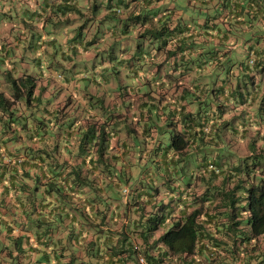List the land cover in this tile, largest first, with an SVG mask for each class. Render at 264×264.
<instances>
[{
	"label": "trees",
	"instance_id": "trees-1",
	"mask_svg": "<svg viewBox=\"0 0 264 264\" xmlns=\"http://www.w3.org/2000/svg\"><path fill=\"white\" fill-rule=\"evenodd\" d=\"M189 2L191 7L187 0L87 2L91 18L106 23L102 34L107 39L101 41L106 46L100 51L111 55L102 59L100 69L79 77L85 85L82 107V103L68 107L70 96L63 105H54L56 96H46L33 75L6 73L11 93L0 91V264H20L22 243L29 239L21 232L28 231L36 240L50 239L38 243H54L52 252L58 257L75 250L68 264L78 252L94 264H264V136L257 138L261 150L245 157V164L226 165L220 157L223 149L217 148L213 159L197 165L205 184L197 197L205 206L189 213L183 207L177 211L183 197L176 185L168 186L167 202L154 201L162 188L153 186L155 181L164 177L172 183L174 175L184 171L188 155L200 147L208 155L224 129L236 134L233 120L247 122L240 137L252 126L264 127V90L256 79L264 73V49L248 48L245 59L238 60L232 48L245 35L242 24L251 13L246 0H202L197 6L195 0ZM82 3L62 5L63 16L71 9L74 15L81 13ZM97 33L90 36L79 30L68 44L54 49L58 60L53 69L64 83L79 76L77 65L99 42ZM139 37L141 55L134 57L131 46ZM124 38L133 40L127 44L131 53L114 61L112 46ZM150 44L156 55L150 58L149 53L145 60L144 47ZM146 62L149 68L143 71ZM121 73L126 80H120ZM92 81L109 85L104 97L88 94L86 85ZM246 82L253 92L247 91ZM134 92L143 100L133 106ZM110 93L115 99L108 103ZM42 99L47 103L52 99L51 107L43 106ZM20 101L23 109L15 107ZM193 101L196 108L188 109ZM128 108L135 110L134 127L132 119L121 114ZM231 111L237 114L228 123L224 118ZM119 125L127 139L116 138ZM165 127L169 142L162 145L159 138ZM21 134L42 145L19 146ZM152 154L157 156L155 170L148 173L136 167L142 156ZM231 179L236 180L233 186L227 185ZM127 187L128 199L121 202ZM194 198L191 201L196 202ZM146 204L153 208L147 213ZM59 232H65L66 239L51 241ZM247 247L249 253L244 254ZM219 250L226 256L221 257ZM241 252L244 255L238 258ZM43 257L47 259L46 254Z\"/></svg>",
	"mask_w": 264,
	"mask_h": 264
},
{
	"label": "crops",
	"instance_id": "crops-1",
	"mask_svg": "<svg viewBox=\"0 0 264 264\" xmlns=\"http://www.w3.org/2000/svg\"><path fill=\"white\" fill-rule=\"evenodd\" d=\"M74 1L75 0H24L22 7H19V9L24 13V17L21 19L17 18L16 23L0 27V91L4 92L6 96H10L9 84L5 80L7 72L12 73L14 76L31 74L36 78L37 87L45 88L46 96L50 94H52V96H56L54 105H63L68 96H70L72 99L68 107L74 108L76 103H79L80 105L82 103L81 107L85 105L86 100H78L72 96L71 87L73 84L71 82V84L64 82L57 83L53 79L55 73L53 65L57 64L58 60L57 54H53V52L54 49L58 48L60 44L62 45V42H60L59 38H57V33L60 36L67 37V35H63L64 31L61 28V17H64L61 7L65 3H67V6H69V4L73 6L72 3ZM82 1L83 3L81 5L83 8H85L84 5L90 0H80V2ZM187 2L191 7L189 0H187ZM198 2L202 3V0H195V6H197ZM140 4L142 6V3ZM153 5L154 4H152V6ZM246 7L251 13L249 16L247 15L245 17L244 23L242 24V29L245 32V35L239 36V42H236L235 45L232 46V48L236 49L235 54L238 60H241V56L238 54V52H240L238 47L244 42L248 43L247 49H264V0H246ZM69 13L74 14L72 9L70 11L67 10L65 15ZM48 22H54L51 23L56 28L54 32L46 29L48 24H50ZM247 34L249 35L248 37H246ZM72 35L73 34L70 36ZM163 58L164 56L160 54L158 60H162ZM166 70L167 65H165V67L162 69L163 76H165ZM151 75H153V73ZM257 75L258 76H256V79L260 76L259 74ZM58 76L61 78L60 75ZM124 76V73H121L119 77L120 80H126L124 79ZM261 76L264 77V73H262ZM84 86L85 85H83V87ZM86 87H88V94L93 93L97 96L104 97V90L106 91L109 85L104 81H92L88 82ZM93 87L96 88L93 90ZM99 87L101 90H99ZM179 91L180 89L177 90V92ZM156 93H159V89H157ZM21 105L22 104L20 101L15 105V107H21ZM188 109H193V107L188 106ZM121 128L124 127L121 125ZM116 138H119V140H124L128 138V135L126 132L124 135L121 133L119 135L118 133ZM260 143H262L261 140ZM19 146H23L21 140ZM199 182H201V180L199 178H195V181L192 180L186 185L183 184L182 188L180 187L183 198L179 206H177V211L183 207L186 211L185 213H189L192 209L200 206V203L191 201L190 197L188 196L196 189V185H199ZM205 205L206 203L202 204V206ZM8 215L9 218H11L10 213H8ZM21 233L22 237H24V235H29V239L28 242H26L25 238L24 243H22L21 249L23 251L20 256L21 259H19L20 264H68V262L72 259L71 255L75 250L69 249L66 252H63L62 256L58 257L54 251L52 252V246H54V243L50 242L48 246L38 243L40 240L46 241L50 239H46V237L41 236L36 240V237L32 231ZM65 236V232L52 234L51 241L59 239L63 242L66 239ZM6 240L7 239L5 236H3L2 241L4 244ZM249 249L250 248L247 247L244 251V254H248ZM219 252L221 253V257L226 256V254L221 250H219ZM242 253L243 252L237 255L238 258L243 257L244 254ZM45 254L47 255V259L43 257ZM2 255H5V251L2 253ZM9 259L10 258L7 257L8 261ZM81 261L84 262V264H94L92 259H89L84 255L82 256L81 252H78L77 259L73 264ZM235 264H240V262H236Z\"/></svg>",
	"mask_w": 264,
	"mask_h": 264
},
{
	"label": "rangeland",
	"instance_id": "rangeland-1",
	"mask_svg": "<svg viewBox=\"0 0 264 264\" xmlns=\"http://www.w3.org/2000/svg\"><path fill=\"white\" fill-rule=\"evenodd\" d=\"M24 0H0V27L1 26H8L9 24L12 23H16L17 18L21 19L24 17V13L19 9V7H22V5L24 4L23 2ZM80 12L81 13H77V14H66L64 17H61L62 20V24H61V28L64 31L63 35H67V37H63L60 36L57 33V38H59V41L62 42V45H66L68 44V41L71 38V34H75L78 33L79 30L80 31H87V33L90 35H95V32L98 30L97 33V38L99 40V42L97 44H94L92 46V48L90 49V51H87L86 53L83 54L82 57V61H80V64L77 65L78 69H77V73L79 74V76H77L76 79L72 80V84L73 86L71 87V94L73 97H75V99L78 100H83L84 98L81 96V92L83 89V80L79 79L80 76L83 75H91L93 73V68H97L100 69L101 65H102V59L107 58V55L110 56L111 53L108 52H101L100 50H103V48L106 46L105 45V40L103 42L102 39L106 38L105 34H102L104 31V27H106V23L103 22L102 24L98 21V19H92L91 15L89 12L92 11H88L87 9L83 8L82 6L80 7ZM127 14L126 11H123V18L125 17V15ZM66 18H68L66 20ZM50 24H48V26L46 27L47 30H51V31H55V27L51 24L54 22H48ZM59 28V27H57ZM81 28V29H80ZM103 28V29H102ZM136 32L135 33H131V36H134L136 38ZM72 35V36H73ZM120 36V30L117 32V36ZM249 35L247 34L246 37H248ZM107 39V38H106ZM128 40V41H127ZM134 41H136L134 43L133 46H131L133 48V52L132 54L134 55V57L140 56L141 55V51L140 49L142 48V43L140 48H137V43L143 41L142 37H139L137 40L133 38ZM133 40L131 38L127 39L124 38L122 40V42H119V39H117V41L114 43V45L112 46V51H114V55L117 56L114 61H118L120 59V57H127V54L131 53L130 49L128 51V46L127 44L129 43L131 45V43L133 42ZM101 42V44H100ZM155 45V43H153ZM153 44H150L149 46H145L144 48V56H145V60L147 59V54L150 53V58L153 57V55H156V52L154 50H152V46ZM247 44L246 42L242 43L241 45H239V51L238 54L241 56V59L244 60L246 57V53H247ZM244 47V48H243ZM98 48V51H97ZM152 50V51H151ZM128 51V52H127ZM151 51V52H150ZM246 51V52H245ZM82 53H79L78 56H80ZM88 57V59H87ZM87 59V61H86ZM134 60V59H133ZM61 63H65L66 65L69 63L68 61H62ZM71 66V65H70ZM144 70H147L149 68V62H146V65L143 67ZM141 70V69H139ZM55 71V69H54ZM53 79L55 82L57 83H63L62 78H60L57 75V72L55 71ZM247 87L249 92H253L254 87L251 85V83L246 82ZM257 84L258 87H260L262 90H264V77L263 76H259V78H257ZM75 85V86H74ZM96 87H93V90ZM257 87H255L256 89ZM99 90H101V88L99 87ZM10 91V90H9ZM245 92V90H244ZM11 93V92H10ZM111 94V93H110ZM140 93L134 92L133 95L130 97V100L134 105L137 104V102L139 103V101L143 100V97H140ZM115 99V95L114 93H112L111 95H109V98H107V102L111 103L113 102ZM51 101L52 99H50V102L47 103L44 99H42L41 103L43 106H48L51 107ZM55 103V102H54ZM76 103V102H75ZM234 103V102H233ZM21 107L22 109L24 108V102L21 101ZM193 104V105H192ZM191 104L192 107L196 108V102L193 101V103ZM75 107H77V103L75 104ZM242 107H238L237 108V112H239L241 110ZM126 109V108H125ZM135 110L133 108H128L127 110L121 112L122 116H128V118L132 119V126H136L134 124V122H136V119L134 117V112ZM236 112L231 111L229 113L226 114L225 116V120H227V122L229 123V121L231 122V117L235 116ZM231 123H233V127L238 128V132L235 134L234 132L230 131V130H226L224 129L222 132V136L221 138L217 139L216 143H212L211 145V154L209 153L208 155H206L205 151L202 149V147H200V150H196L193 154H189L187 159H186V166L184 168V171H180L178 174L174 175V180L172 181H166V178L161 177V179H158L155 181V185L153 186H161L162 188H160V191L157 192L155 194V198L154 201H159V200H163L165 202L168 201V193L166 192L167 189H169V185H176L179 187H183V184L186 185L187 183L191 182L192 180L195 181V178H199L201 177V172L202 169L200 170L199 168H197L198 164L201 163V161L203 160H207V159H213L215 157V153L217 151V148H222L223 152H221V159L223 160V162H225L226 165H236L238 163H240V161L245 164V160L244 158L247 156H253L251 154H254L256 151L261 150V148L263 147V145L260 143V139L257 140L258 136L259 138L261 136H264V127H255L252 126L251 129H249V133H245L244 137H240L239 133L241 128L244 126V124H247V122H243L242 120L236 119L235 121L233 120ZM138 126V130H140V126ZM117 129H119L118 133L120 135L121 134H125V130L124 128H121V125H119L117 127ZM248 132V131H247ZM258 132V133H257ZM239 135V136H238ZM25 134H21L20 135V140L22 141V145H30V146H39L42 145L39 143H33V141H29L26 137ZM160 141L162 145L168 144L169 142V130L167 127H165V129L160 133ZM115 140L113 141V144H115ZM255 140V141H254ZM254 141V146L255 149L253 150L250 143ZM159 142V140H158ZM157 143V142H156ZM152 145V144H150ZM146 146V149H149L151 146ZM141 146H143V144H141ZM210 146V145H209ZM117 151L119 149V145L115 144L114 147ZM191 150V148H189ZM193 151V148H192ZM188 152V151H187ZM220 153V152H219ZM218 153V154H219ZM141 157V155L136 154V157ZM160 156V155H158ZM157 156L155 154H152L150 157L148 156H142V158H140V160L137 162L136 167L141 166L144 168V170H147L148 173H151L153 170H155L154 168V164H153V160L156 158ZM252 158V157H251ZM252 162L255 160V158L253 157ZM150 171V172H149ZM264 173V168H263V172ZM162 180L165 181V183L162 184ZM221 180V177L212 182V184H218ZM236 180L235 179H231L229 181V186H233L235 184ZM163 185V186H162ZM128 188V187H127ZM205 190V184H201V182H199V185H196V189L192 192V196L190 198V200H192L194 197L196 198V202L202 204V202L200 201V199H198L197 196H200L202 194V192H204ZM127 192H129V188L123 190V194L124 196L122 197L121 202H125L128 198H126V194ZM175 198V197H174ZM194 198V199H195ZM145 209L143 212L147 213L150 212L153 208H152V204H146Z\"/></svg>",
	"mask_w": 264,
	"mask_h": 264
}]
</instances>
